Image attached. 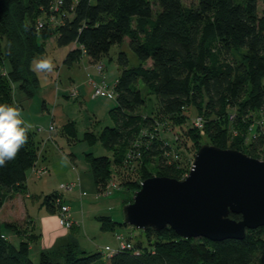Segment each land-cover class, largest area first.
<instances>
[{"label":"trees","instance_id":"16d2710c","mask_svg":"<svg viewBox=\"0 0 264 264\" xmlns=\"http://www.w3.org/2000/svg\"><path fill=\"white\" fill-rule=\"evenodd\" d=\"M154 1L156 9L152 0H0V103L18 104L16 87L32 94L37 77L30 59L43 54L46 39L58 46L72 44L63 58L71 65L82 53L94 64L101 62L111 46L128 38L138 63L129 66L125 52H118L119 71L112 84L116 102L108 112L112 124L82 136L87 144L99 142L112 152L111 157L84 154L101 192L121 166L135 167L139 174L124 181L133 191L148 176L184 177L191 161L181 164L178 139L186 152L193 146L192 156L209 143L264 160V0ZM140 84L156 94L155 110L144 111ZM196 116L202 117L203 133L193 124ZM168 126L173 139L160 133ZM60 130L70 142L77 137L71 120ZM39 156L29 130L16 158L0 167V207L22 190ZM44 199L52 212L64 203L56 193ZM229 216L241 218L240 213ZM0 224L10 230L0 229V264H90L100 257V252L81 249L71 236L37 252L35 262L30 243L37 235L31 222ZM142 230L148 246L127 239L129 248L110 249L100 264H264V225L245 229L240 239L220 241L180 237L169 226ZM6 233L17 240L2 237Z\"/></svg>","mask_w":264,"mask_h":264},{"label":"rangeland","instance_id":"374dc122","mask_svg":"<svg viewBox=\"0 0 264 264\" xmlns=\"http://www.w3.org/2000/svg\"><path fill=\"white\" fill-rule=\"evenodd\" d=\"M90 1L94 2L95 0ZM183 2L186 5H191L194 4L196 0H183ZM152 4L154 9H156L157 6L154 0H152ZM258 7L259 10H261L263 4L259 2ZM63 47L64 46L56 45L53 39H46L43 54L34 55L30 59V68L37 77V86L33 89L29 97H27L22 90L20 91L18 87L14 89L13 93L17 98L16 101L18 105L23 111V118L32 125L31 129L35 130L38 137L42 131L46 129L50 131L47 128L48 119L43 116L42 110L40 109L42 97L46 102H48L47 100H54V97H57L58 102L64 104L65 108H68L69 112L72 114L71 118L75 121L77 137L75 140L69 141V143L66 142L65 139H59L58 145L60 146V152L56 149L52 150V153L47 151V156H49L48 163L49 166L51 165L48 167L49 172L36 176L30 169L27 171L25 185L22 190L17 191L13 195L14 199L11 200L9 198L4 201L8 206L7 211L9 212L10 209L12 212H9L8 215L5 214L6 212H1L0 220L15 221V223L31 222L33 226L32 232L34 235H37V238L30 243V257L35 262H37V252L40 250H50L53 246L59 245L62 239L68 238V236H70L68 238L70 239L72 236V238L76 240L78 246L86 252H100V257L90 264H100L101 261L106 263L108 257L106 253L110 248L119 246V240L117 238L119 232L123 234L124 241L129 240L132 243L139 241L143 247L149 245L148 238L143 233L142 229L123 222L122 208L125 204L124 200H130V197L133 195V190L126 187L124 181H127V179L131 181L137 179L139 178V174L137 170H135V167H117L115 170L116 175L108 181V193L97 190L93 174L85 161L84 154L86 152H92L95 156L107 155L111 157L112 152L104 149L99 142H95L93 145L87 144L82 136L83 132L87 130H92L95 133L99 132L103 126L112 124V121L107 114L104 117L99 116L98 121L92 123L87 118L86 111L79 110L80 104L77 100L73 101L70 97L69 99L63 97L62 92H65L64 88L69 87L70 89H77L76 83L80 80L83 81L86 75L77 61H74L71 65L63 63V58L67 52V48ZM120 50L124 51L127 55L129 66L138 63L136 55L128 46V38L125 36L120 44L111 46L108 54L102 57L101 62L104 64L103 72L109 84H113L114 78L119 71L116 58ZM42 56H50L53 59L55 69L52 72L44 73L33 70V62ZM3 73H5V71ZM71 79H73L75 83L73 81L70 82ZM140 88L145 98V104L143 106L144 111L149 112L155 110L158 107L156 94L147 93L143 84H140ZM20 95L24 97L22 100L19 99ZM54 102L50 101L49 103L53 106ZM91 104H88L90 108L92 106ZM52 108L53 107H51V109ZM262 117L264 120V115ZM169 128H171V126L165 128V131L161 130L160 133L167 139H173V137L176 136L172 134ZM49 135L50 134L47 133V137ZM178 142H180L177 143V145L180 144L178 150L180 151V161L181 164L185 166L188 159L191 161V152H194V148L189 144L190 150L186 152V150L182 148L179 139ZM64 157L67 158L66 163L63 162L62 158ZM78 175L80 176L79 188ZM72 182H74V184L71 189H66L64 187L65 184H70ZM52 193L60 195L62 202H66L70 210L76 212L75 216L78 217L76 220L79 223L78 230L66 228L58 223L57 207H55L53 212L48 210L44 197ZM108 215L121 223H109L108 220L104 218ZM0 225L2 227H0V229L4 232H10L8 227H4L3 224ZM7 239L11 242L16 241H13V236H8ZM52 244L54 245L50 248Z\"/></svg>","mask_w":264,"mask_h":264},{"label":"water","instance_id":"95a60500","mask_svg":"<svg viewBox=\"0 0 264 264\" xmlns=\"http://www.w3.org/2000/svg\"><path fill=\"white\" fill-rule=\"evenodd\" d=\"M122 212L123 222L139 229L169 226L185 238L240 239L245 229L264 225V160L203 143L184 177L141 179Z\"/></svg>","mask_w":264,"mask_h":264},{"label":"crops","instance_id":"0c3cea01","mask_svg":"<svg viewBox=\"0 0 264 264\" xmlns=\"http://www.w3.org/2000/svg\"><path fill=\"white\" fill-rule=\"evenodd\" d=\"M70 47H72V44L64 46L63 48H67V50H68ZM76 61H77L78 65L85 71L86 75H85L83 81L80 80L79 82L76 83L77 84L76 85L77 86L76 96L70 95L72 88L70 89L69 87L64 88L65 92H62V95H63V97H66L68 99H69V97L72 98L73 101L77 100L80 104L79 110L80 111H86V116L89 119V121H91L92 123H96L98 121L99 116L104 117L105 115H107L109 110L115 105V102H116L115 94L114 95L113 94H104V95H99L96 97H91V87H90V84L88 83V79H92L93 81L98 82L102 79V77H105V80H106L108 86L112 88V84H109L103 70H102V72L97 71L95 64L93 62H91L90 58L87 55H85V53H82ZM103 69H104V66H103ZM115 78H114V80H115ZM72 81L75 83V81L73 79L70 80V82H72ZM21 96L22 95H20L19 99L22 100L24 97L23 96L21 97ZM27 97H29V96H27ZM57 99H58L57 97H54V100H47L48 102H46V100L43 97L41 99L42 101H41V108L40 109L42 110L43 116L48 119V127L47 128H49L50 125H52L53 128L50 131H48L47 129L46 130L43 129L46 132L41 130L42 132H41L39 137H38L37 133L35 132V130L31 129L34 132V137H35V140L38 144V153L40 155L39 158L37 159L36 163H35V166H38V165L44 166L45 165L46 168L48 169V172H49L48 167H50L51 165L49 166V163H48L49 156H47V151H50L52 153V150L56 149V150H58V152H60V148H59L60 146L58 145L59 139H65L66 142L69 143V139H67V137L62 132V130H60V127L70 120L73 121V123L75 125V121L71 118L72 114L69 112L68 108H65L64 104L59 103ZM108 100H110V101H108ZM50 101H53V102L55 101L53 106L50 105V103H49ZM88 104L92 105L91 108L89 107ZM51 107H53V108L51 109ZM83 108H84V110H83ZM99 113H101V114H99ZM108 116H109V114H108ZM109 118H110V116H109ZM25 121L27 122V120H25ZM75 128H76V126H75ZM47 133L50 134L48 137H47ZM78 179H79L78 180L79 181L78 182V188H79L80 187V176L79 175H78ZM10 199L11 200L14 199V196H12ZM125 201L126 200H124V202ZM7 209H8V206H7L6 202L5 203L3 202L2 206L0 207V213L6 212L5 214L8 215L9 212L10 213L12 212V210H10V209L8 212ZM70 213H71V216L74 220L73 226H75L76 229L78 230L79 223L76 220L78 218L77 216H75L76 212L73 210H70ZM4 221H9V220H5V219L0 220V223H3ZM5 235H7L5 237L13 236V238H14L13 241L17 240L16 236L13 234H10V235L5 234ZM69 237L70 236H68V238ZM68 238L66 237L65 239H62V240H67ZM53 245L54 244H52L50 246V248ZM114 248L115 247L110 248V249H114Z\"/></svg>","mask_w":264,"mask_h":264},{"label":"clouds","instance_id":"9594fccd","mask_svg":"<svg viewBox=\"0 0 264 264\" xmlns=\"http://www.w3.org/2000/svg\"><path fill=\"white\" fill-rule=\"evenodd\" d=\"M34 71L50 73L55 64L50 56H42L34 61ZM32 125L23 118V111L18 104L0 103V167L13 160L19 150L28 141V132ZM67 162V158H62Z\"/></svg>","mask_w":264,"mask_h":264},{"label":"built area","instance_id":"2783aa9c","mask_svg":"<svg viewBox=\"0 0 264 264\" xmlns=\"http://www.w3.org/2000/svg\"><path fill=\"white\" fill-rule=\"evenodd\" d=\"M52 18V17H50ZM38 26H41V23H38ZM96 69L98 71H101L102 69V63L97 61L95 63ZM103 78V77H102ZM57 79V77H56ZM88 83L90 84L91 87V97H96L99 95H104V94H115L113 92V89L111 87L108 86L106 80L101 79L100 81H93L92 79H88ZM76 92L77 89H71L70 95L72 96H76ZM193 124L200 128V132L202 131V126H203V121H202V117L201 116H196L193 119ZM53 128L52 125L49 126V130H51ZM48 169L46 168V166H42V165H38V166H34L32 168V173L35 174L36 176L38 175H42L44 173H47ZM74 182L70 183V184H65L64 187L66 189H71L73 186ZM109 185V184H108ZM104 193H108V190L106 189L104 191ZM57 221L60 225L66 227V228H70L71 226L74 225V220L71 216L70 213V208L69 205L66 203H60L59 207H58V212H57ZM2 237L6 238L4 235H2ZM117 238L119 239V247L120 248H129L130 244L127 241H124L123 238L119 235H117Z\"/></svg>","mask_w":264,"mask_h":264}]
</instances>
